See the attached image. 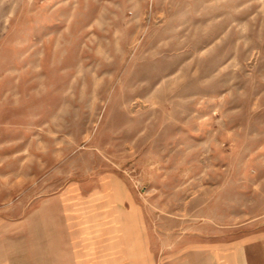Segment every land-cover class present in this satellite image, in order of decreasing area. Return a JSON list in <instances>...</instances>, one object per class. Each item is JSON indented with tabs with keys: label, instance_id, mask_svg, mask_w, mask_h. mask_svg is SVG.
Segmentation results:
<instances>
[{
	"label": "rangeland",
	"instance_id": "1",
	"mask_svg": "<svg viewBox=\"0 0 264 264\" xmlns=\"http://www.w3.org/2000/svg\"><path fill=\"white\" fill-rule=\"evenodd\" d=\"M256 231L264 0H0V264H214L192 243Z\"/></svg>",
	"mask_w": 264,
	"mask_h": 264
},
{
	"label": "crops",
	"instance_id": "2",
	"mask_svg": "<svg viewBox=\"0 0 264 264\" xmlns=\"http://www.w3.org/2000/svg\"><path fill=\"white\" fill-rule=\"evenodd\" d=\"M211 245V246H210ZM192 251L201 253L214 264H264V231L218 238L215 243H192Z\"/></svg>",
	"mask_w": 264,
	"mask_h": 264
}]
</instances>
